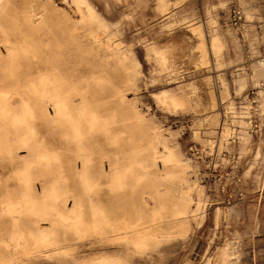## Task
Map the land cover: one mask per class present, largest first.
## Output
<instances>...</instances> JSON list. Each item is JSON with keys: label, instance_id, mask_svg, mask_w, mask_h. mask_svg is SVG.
I'll return each instance as SVG.
<instances>
[{"label": "rangeland", "instance_id": "1", "mask_svg": "<svg viewBox=\"0 0 264 264\" xmlns=\"http://www.w3.org/2000/svg\"><path fill=\"white\" fill-rule=\"evenodd\" d=\"M237 4L264 23V0H0V264H264V128L227 148L243 201L207 174L264 81Z\"/></svg>", "mask_w": 264, "mask_h": 264}, {"label": "built area", "instance_id": "2", "mask_svg": "<svg viewBox=\"0 0 264 264\" xmlns=\"http://www.w3.org/2000/svg\"><path fill=\"white\" fill-rule=\"evenodd\" d=\"M229 24L236 32L238 39L240 40V44L242 46L243 43L246 42V37L252 33H257L264 23L255 22V21H247L243 8L237 4L232 6L229 10ZM254 27L255 29H251ZM246 52L249 53L246 56V61L255 60V64L258 67H262L264 65V59L262 57H252L251 48L246 46ZM244 49V47H243ZM262 88H264V84L261 83ZM248 105L244 106L240 104L239 106L234 107L235 109H228L227 115L228 119L226 121L227 127L229 129H233L235 133H232L233 136H230L222 143L223 148L233 147V146H241V136L242 133L245 132L249 134V136L260 138L262 136V131L264 128V116H260L259 113V97L257 95V90L253 87L247 94ZM245 125L243 126L242 124ZM191 152L196 158H200L202 156V151L196 148H191ZM222 151L221 159H218L220 165H223V161H225V168L222 171H219V166H215L212 160L209 161V172L207 173L211 179H213L210 183L209 188L211 186L218 185V192L223 197V201L226 205L230 206L233 203L241 202L245 198V193L243 190V181L241 175L238 174V163L242 160V157H239L238 152L232 154L230 150ZM257 150V147L255 151ZM212 157V156H210ZM259 167H262L261 161L259 160L256 163ZM208 179V177L206 178Z\"/></svg>", "mask_w": 264, "mask_h": 264}, {"label": "bare ground", "instance_id": "3", "mask_svg": "<svg viewBox=\"0 0 264 264\" xmlns=\"http://www.w3.org/2000/svg\"><path fill=\"white\" fill-rule=\"evenodd\" d=\"M80 2V1H79ZM78 6V5H77ZM198 34V33H197ZM203 47V46H202ZM214 48L218 47V43L217 42H214ZM206 52V51H205ZM204 54V53H203ZM203 56V55H202ZM206 56V55H204ZM205 58V57H204ZM163 60V59H162ZM203 60V59H202ZM259 68H264V65L262 67H259ZM257 68V69H259ZM256 70V69H255ZM261 83L264 84V81H256V80H252V85L253 87L257 90V95L259 97V102H260V106H259V113H260V116H264V88L260 87L261 86ZM172 103L176 105V101L175 100H172ZM230 109V107L228 108ZM52 115V114H51ZM216 122V121H215ZM214 122V123H215ZM213 123V121H212ZM243 126L245 125L242 124ZM160 132V131H159ZM224 134L225 136H228L229 135V132L228 130H225L224 131ZM151 136V135H150ZM250 136L249 134H246L245 132L242 133V136H241V143L242 145L240 146L241 147V150L242 151H245L247 149V144H248V140H249ZM247 151V150H246ZM165 155V154H164ZM253 161L254 163L252 164H255L257 163L259 160L261 161V164H264V156L261 155L260 151H259V147H257V150L254 152V157H253ZM176 161V160H175ZM261 175L258 174L256 175L255 177V184L256 185H261ZM44 189V188H43ZM41 194V193H40ZM179 199V198H178ZM188 203V202H187ZM13 207H11L10 205V202L7 200L6 203H5V208L3 210H0V221H2L3 218H10L11 219V222L14 223L15 221V218L13 216ZM64 210V209H63ZM58 214V213H57ZM45 215V214H44ZM31 216V215H30ZM35 216V215H33ZM36 225V224H35ZM114 232V231H113ZM136 230H132V231H129V232H125L124 236L127 237L128 235H135L137 237H140L141 234L140 233H137L135 234ZM101 236H104V235H107L105 233H99ZM111 235V233H110ZM116 237H118L116 235ZM112 239V238H111ZM32 240L35 242V244L37 245H41L43 247H47V248H50L53 246V243L48 239V237L45 235V233H41L40 236L38 238H35V237H32Z\"/></svg>", "mask_w": 264, "mask_h": 264}, {"label": "crops", "instance_id": "4", "mask_svg": "<svg viewBox=\"0 0 264 264\" xmlns=\"http://www.w3.org/2000/svg\"><path fill=\"white\" fill-rule=\"evenodd\" d=\"M255 19H264V9L261 11V14L254 15ZM257 22V20H256ZM261 23V22H260ZM250 38L246 39V42L242 44L244 47V51L246 50V46L250 48H264V25H261L259 31L257 33H252L249 35ZM255 39V40H254ZM159 60L163 61V57L161 55L158 56Z\"/></svg>", "mask_w": 264, "mask_h": 264}]
</instances>
